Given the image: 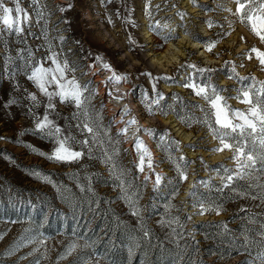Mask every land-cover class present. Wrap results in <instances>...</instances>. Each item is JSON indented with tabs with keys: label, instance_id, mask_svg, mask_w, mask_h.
<instances>
[{
	"label": "rangeland",
	"instance_id": "rangeland-1",
	"mask_svg": "<svg viewBox=\"0 0 264 264\" xmlns=\"http://www.w3.org/2000/svg\"><path fill=\"white\" fill-rule=\"evenodd\" d=\"M3 4L13 9L15 20L14 0ZM237 6L235 0H19L22 33L8 30L0 20V264H115L113 259L120 264H238L241 257L230 256V245L243 236L254 238L259 226L264 229V171L259 162L255 170H246L250 174L243 180L253 186L252 192L235 178L230 183L224 179L225 169L235 172L233 152L214 151L219 141L204 122L210 105L183 86L211 85L230 109L244 112L248 105L236 99L237 89L264 85V65L251 52H264V43L234 14ZM3 15L0 10V18ZM189 40L200 43L205 56L185 47ZM212 42L215 46L207 51ZM177 50L183 53L171 63L168 59ZM160 54L167 58L158 62ZM52 57L62 66L67 63V79L75 78L87 88L83 111L96 130L95 141L83 129L82 110L61 103L59 97L51 101L54 108L46 110L47 97L28 79L36 66L54 68ZM113 73L126 79L113 82ZM46 114L62 136L72 138L73 150L84 153L81 159L57 163L47 158L56 144L35 127ZM170 119L196 142L185 143ZM133 120L135 125L129 123ZM137 139L151 155L152 166L146 157L143 172ZM84 140L89 141L86 147L81 145ZM178 165L186 180L178 175ZM102 181L109 186L100 187ZM175 181L177 187L170 193L166 185ZM193 188L209 189L211 204ZM114 196L113 201L107 199ZM111 204L120 212L118 222L123 218L133 227L145 219L157 230L155 256L144 260L135 241L131 247L115 241L114 226L107 223L111 238L101 252L96 249L105 236L96 238L85 223L92 225L99 217L107 221L106 207ZM199 205L218 207L220 214L200 215ZM155 207L164 209L163 215L151 217ZM249 213L256 224L245 220ZM184 214L194 240L204 237L195 224L240 217L204 228L208 239L198 240L202 250L192 246L188 257L165 259L162 244L168 243L171 231H179ZM211 239L221 243L213 246ZM73 244L77 246L68 254Z\"/></svg>",
	"mask_w": 264,
	"mask_h": 264
},
{
	"label": "snow or ice",
	"instance_id": "snow-or-ice-1",
	"mask_svg": "<svg viewBox=\"0 0 264 264\" xmlns=\"http://www.w3.org/2000/svg\"><path fill=\"white\" fill-rule=\"evenodd\" d=\"M33 2L35 3L36 0H33ZM14 3L15 12L17 14L15 20L11 15L13 9L5 7L3 0H0V10L4 13L0 20H2L3 25L8 30L20 34L23 29L19 26V15L21 13L19 0H14ZM235 3L238 6L234 14L238 15L240 22L245 24L255 36L259 37L261 43H264V0H235ZM26 18L27 16L25 14V19ZM215 43L216 42L207 44L206 50L211 51ZM251 52L255 53L259 63L264 65V52L256 48H252ZM249 58H251L250 55ZM51 60L52 64L55 65L54 68H45L43 65H39L34 67L28 76V79L34 83L39 92L47 97L49 102L46 105V110L53 109L54 105L51 101L54 97H59L61 103L71 102L77 109L83 111V105L88 99L84 96V92L87 91V88L82 87L75 78H66V71H70L66 62L62 66L55 57H52ZM188 67L195 68L196 66L188 65ZM104 68L111 70L107 64L104 65ZM197 71L203 73L205 70L197 69ZM234 71L233 69V72ZM110 79L118 83L120 80L126 79V77H121L113 73ZM244 79L247 78H241V80ZM189 80H191L190 77ZM53 86H55V90L49 91V88ZM183 86L192 88L196 96L201 97L210 105L211 111L206 114L207 118L204 122L208 125L213 137L219 141L220 147L214 149V151L222 152L224 150H229L233 152L232 159L236 163V169L234 174L225 169L228 175L224 179L229 183L233 181L234 178L245 179V177L250 174V171L246 170H255L258 162L261 165L260 170L264 171V99H260V97L264 96V85H261V87L257 89L255 83H253L249 87L237 89L238 94L236 99L248 105L247 110L244 112L230 109L227 104V99L211 85H197L194 82H189ZM253 97L256 99L254 100ZM29 99L33 102H37V97L35 95L30 94ZM159 99H163V97L161 96ZM154 103L158 104L159 100L154 101ZM201 110L203 111V109ZM148 111L151 112V108H148ZM125 112H127V109H125ZM83 115L85 116V121L82 122L83 129L91 134L95 141L96 130L87 122L88 117L86 111H83ZM129 123L135 125L137 122L133 120ZM213 125L218 127L214 128ZM35 127L38 131L54 139L56 147L51 155L47 157L49 160L57 163H71L78 161L84 155L82 151L73 150L70 144L72 138L62 136L61 129L56 126L53 121L49 120L47 114L44 115L42 119L36 120ZM137 131H139V129H137ZM121 132L122 134H126L127 128L122 129ZM145 132L148 135L154 134L151 130H145ZM88 144V140L81 142L83 147L88 146ZM177 147H179L178 142ZM135 148L140 161L138 167L139 170L143 172L146 157L148 158V167L152 166L151 155L148 149L143 146V142L139 139L136 140ZM181 159H183V157H181ZM177 172L182 179H187L185 172L180 169L179 165L177 166ZM160 180L161 177L157 176L155 184L159 185ZM227 186L226 183L225 187ZM194 207L196 206L194 205ZM198 207V214L200 215H204L207 211H214L217 215L220 214L218 207H205L204 205H199ZM262 227H264V225H262ZM261 236L264 237V232L261 233ZM76 246V244L71 245L68 249V254H71ZM37 264H39V261H37Z\"/></svg>",
	"mask_w": 264,
	"mask_h": 264
},
{
	"label": "trees",
	"instance_id": "trees-1",
	"mask_svg": "<svg viewBox=\"0 0 264 264\" xmlns=\"http://www.w3.org/2000/svg\"><path fill=\"white\" fill-rule=\"evenodd\" d=\"M236 182H238L240 185L243 186V188H245L246 190H248V192H252V188L253 186H251V184L249 183H245L246 181H244L243 179H236ZM100 187H105V186H109V184L106 181H102V182H98L97 183ZM167 184V183H165ZM169 190L170 193H173V190L175 189V187H177V183L175 182H168V185H166ZM217 188H220V184L216 185ZM168 190V191H169ZM193 190L198 191L197 189L193 188ZM264 191V189H263ZM200 193V195L202 197H204V199L207 202V205L211 204V201L207 198L210 194L211 191H209V189H205V191H198ZM251 194V193H250ZM160 196H164V199L166 200V196L165 194L161 193ZM117 197H111V198H107L110 199L111 201H113L114 199H116ZM166 203V201H164ZM211 207V206H210ZM116 206H114L113 204H111L110 206H107L106 209V213L107 215V221H103L102 217H99V214H97V216L99 217L94 224L90 225L91 221H88V224L85 223V226L87 227V229H89V233H92L95 235L96 238L101 239L103 237V235L105 236V239L100 240L97 244L96 249H99V252H101V250H103V248L105 247V244L108 243V240H110L109 238H111L110 235V231L109 229H107L106 227V223L108 224L109 227L114 226V229L116 231L115 233V241H118L119 243L123 244L125 246V244H127L126 246H132L133 242L135 241L137 243V247H138V251H139V255L143 256L144 260L146 258H150L155 256V249H156V244L155 240H156V236L155 233L157 230L155 228H153L152 226L147 225L148 221L147 220H141L140 223H136L135 226H130V224L127 223V221H124V219H121V222L117 221L116 219V215L118 212L116 209ZM89 212H92L91 210H89ZM164 213V209L160 208V207H155L152 211V215L151 217H156V216H161ZM253 213H249L246 214V219L247 222H251L253 225L256 224L255 222H257V220H254V215H251ZM126 215V213H125ZM240 217V216H238ZM238 217H233L232 220L231 218H228L227 222H229V224L233 221L238 219ZM90 218V217H89ZM88 218V219H89ZM150 218V217H148ZM150 220V219H148ZM124 221V222H123ZM147 223H146V222ZM188 216L186 214L183 215V219H181V226L179 228V231L176 232L175 231H171V233L168 236H171L168 239V243H163L162 247H161V255L165 257V259H172L175 261H179L181 258L183 257H188L191 254V250L190 247L194 246L197 247L198 249L202 250L203 248H201V245L198 243V240H201V242H205L208 238L206 237V235L203 233V229L207 228V227H220L222 225H225L227 222L226 221H213V222H200L195 224V227L198 231L199 234H201L204 237H200V239L194 240L193 237H191L190 235V231L188 228ZM149 224V223H148ZM251 225V226H252ZM256 226V225H255ZM235 229H238L237 226L234 227ZM156 230V231H155ZM264 232V229H260V226L257 228V230L255 231V237L252 239H247L243 236V238H239L237 240H235L231 245H230V250H231V255L230 256H237V257H241V260L238 262V264H264V237L261 236V233ZM154 233V234H153ZM213 246L214 245H218L219 243H221L218 239H211ZM249 240H252V242H250ZM222 243H225V241H227V239H222ZM211 246V245H210ZM211 248H213L211 246ZM226 250V249H225ZM154 254V255H153ZM243 256V259H242ZM206 257V256H203ZM201 261H204L203 258H199ZM113 262L115 264H120V261L117 259H113ZM109 264V263H107Z\"/></svg>",
	"mask_w": 264,
	"mask_h": 264
},
{
	"label": "bare ground",
	"instance_id": "bare-ground-1",
	"mask_svg": "<svg viewBox=\"0 0 264 264\" xmlns=\"http://www.w3.org/2000/svg\"><path fill=\"white\" fill-rule=\"evenodd\" d=\"M187 5L189 6L190 5V1H188L187 2ZM195 9V8H194ZM194 12V11H193ZM195 12H197V11H195ZM194 12V13H195ZM109 35V34H108ZM183 41H186V39L185 38H183V40L181 41V43L180 44H183L184 42ZM188 47L189 49L191 48V49H193L194 51H198V53H199V55L201 56V57H203V56H205V53L202 51L203 50V47H202V45H200V43H197V42H194V41H190L189 40V42L187 41V42H185V47ZM173 47V45L171 44L170 46H169V49L168 50H170L171 48ZM180 53H183V51L181 52V50H177V54L176 55H174L173 56V58L172 59H168L171 63H176L177 61H178V58H176L177 56H178V54H180ZM160 56V58H158V62H161L163 59H165V58H167L165 55H163V54H160L159 55ZM175 61V62H174ZM182 90V89H181ZM180 91V90H179ZM194 100V99H193ZM194 101H196V100H194ZM168 123L170 124V125H172V128H173V130H175V133L177 134V135H179L180 137H182L184 140H185V143H187V144H190V143H195L196 141V137L195 136H193V134L192 133H189L188 135H185V133H184V130L181 128V127H179V124H177V122L176 121H173L172 119H170V120H168ZM212 143H214V142H212ZM215 144V143H214ZM215 146V145H214ZM216 157L218 156V155H215ZM220 158V157H219Z\"/></svg>",
	"mask_w": 264,
	"mask_h": 264
},
{
	"label": "water",
	"instance_id": "water-1",
	"mask_svg": "<svg viewBox=\"0 0 264 264\" xmlns=\"http://www.w3.org/2000/svg\"><path fill=\"white\" fill-rule=\"evenodd\" d=\"M212 219V217H210Z\"/></svg>",
	"mask_w": 264,
	"mask_h": 264
}]
</instances>
